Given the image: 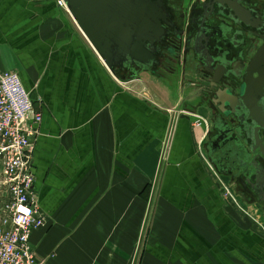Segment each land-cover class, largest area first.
<instances>
[{
	"label": "crops",
	"instance_id": "obj_1",
	"mask_svg": "<svg viewBox=\"0 0 264 264\" xmlns=\"http://www.w3.org/2000/svg\"><path fill=\"white\" fill-rule=\"evenodd\" d=\"M0 69L18 73L41 114L38 261L264 264V207L210 161L186 71L116 78L56 0H0Z\"/></svg>",
	"mask_w": 264,
	"mask_h": 264
},
{
	"label": "flooded vegetation",
	"instance_id": "obj_2",
	"mask_svg": "<svg viewBox=\"0 0 264 264\" xmlns=\"http://www.w3.org/2000/svg\"><path fill=\"white\" fill-rule=\"evenodd\" d=\"M152 1L162 7L163 36L154 43L158 48L156 66L148 73L157 76L163 70L178 69L190 75L198 98L203 101L198 108L208 114L210 124L205 151L208 153L206 146L216 134L213 124L220 118L229 132L226 145L238 155L229 158L226 175L236 192L257 199L264 207L263 200L258 199L260 194L248 183L253 182V176L245 163L247 156L251 159L255 155L264 168V129H253L258 135L255 142L251 130L254 125L246 119V108L239 102L246 88L247 67L264 43V0ZM221 146L225 147L222 142ZM250 146L256 149L251 151ZM220 157V150L213 153L214 166ZM233 161L235 169L231 170ZM239 164L244 168H239Z\"/></svg>",
	"mask_w": 264,
	"mask_h": 264
},
{
	"label": "water",
	"instance_id": "obj_3",
	"mask_svg": "<svg viewBox=\"0 0 264 264\" xmlns=\"http://www.w3.org/2000/svg\"><path fill=\"white\" fill-rule=\"evenodd\" d=\"M65 7L76 25L89 41L100 59L113 76L120 79L135 80L139 72H152L156 66L158 48L154 45L163 36L160 17L162 7L152 0H63ZM246 88L239 102L246 108V119L251 127L253 139L258 135L253 132L264 129V43L253 55L246 70ZM238 103V101H237ZM241 121H244L242 119ZM213 129L216 134L206 146L207 155L214 163L213 153L220 150L222 157L215 161L217 172L226 174L229 158L234 154L232 146L226 145L228 130L221 119L215 120ZM222 142L225 147L219 144ZM251 151L256 149L250 146ZM241 151V147L239 148ZM264 152V151H263ZM226 153V154H225ZM257 156L246 164L253 176V190L264 202V168L256 161ZM234 161L231 170L235 169ZM239 168L242 167L239 164ZM249 172V173H250ZM263 194V197L261 196Z\"/></svg>",
	"mask_w": 264,
	"mask_h": 264
},
{
	"label": "built area",
	"instance_id": "obj_4",
	"mask_svg": "<svg viewBox=\"0 0 264 264\" xmlns=\"http://www.w3.org/2000/svg\"><path fill=\"white\" fill-rule=\"evenodd\" d=\"M66 9L63 0H56ZM41 114L14 71L0 69V163L8 200L0 220V264H43L31 244V234L46 224L33 190L32 151ZM196 126L206 125L197 117ZM228 192V190H227ZM230 193V192H228Z\"/></svg>",
	"mask_w": 264,
	"mask_h": 264
}]
</instances>
